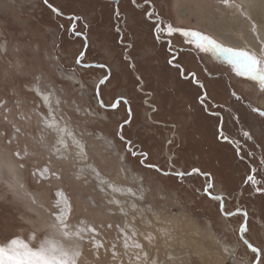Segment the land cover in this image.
<instances>
[{"label":"rangeland","instance_id":"1","mask_svg":"<svg viewBox=\"0 0 264 264\" xmlns=\"http://www.w3.org/2000/svg\"><path fill=\"white\" fill-rule=\"evenodd\" d=\"M135 1L144 5L49 0L64 13L57 17L43 0H0V244L13 236L33 246L46 237L62 242L50 227L60 201L70 225L84 229L79 264H252L255 254L242 237L264 251V192L244 181L253 168L264 178L258 163L264 154V117L253 111H264L259 103L264 91L237 77L222 59L186 45L179 34L172 44L182 49L180 63L205 88L190 83L191 77L180 79L167 63V45L154 34L156 17L149 19L145 11L232 47L212 34L231 39L214 0ZM70 14L82 18L75 28L86 39L67 31ZM81 52L84 63L106 67L75 65ZM105 76L101 98L105 105L119 99L115 109L101 108L95 96ZM204 91L219 116L203 110L197 97ZM38 93L50 95V109ZM57 122L86 146V158H78L75 149L57 150L59 137L48 127ZM120 125L124 141L148 154L146 163L164 172L210 173L209 191L226 197L225 211H241L222 215L219 202L204 194L205 176L181 179L142 166L143 157H133L117 135ZM221 126L231 140L240 141L245 159L218 138ZM243 131L251 140L244 141ZM243 211L247 231L241 234ZM88 227L96 231L89 233Z\"/></svg>","mask_w":264,"mask_h":264},{"label":"snow or ice","instance_id":"2","mask_svg":"<svg viewBox=\"0 0 264 264\" xmlns=\"http://www.w3.org/2000/svg\"><path fill=\"white\" fill-rule=\"evenodd\" d=\"M135 3V0H133ZM44 5L50 10L52 14L57 17L64 16L62 10L49 2V0H43ZM145 4L150 3V0H144ZM219 3L223 6L227 7L231 3V0H219ZM117 17L120 16V13L117 11L115 13ZM145 15L152 19L154 16L156 20L154 21V34L157 42L166 43L168 52L170 53V58L167 60V63L174 67L180 79H190V83L197 85L200 89H204V84L195 78V73H187L180 63V56L182 54V49L173 47L172 37L176 34H179L180 37L183 38V41L186 45L194 46L196 50L200 53H211L212 56L217 59H222L227 65L231 67L232 72L237 77L246 78L249 81L256 82L258 84L259 89L264 91V55H257L250 51L224 46L221 43H218L216 39L212 38L209 35L203 34L198 30L193 29H185L180 27H174L172 24H164L161 19H159L158 13L145 11ZM71 22V26L67 29L68 32L75 36L81 35L80 32L76 31L75 23L82 18L76 15H68L65 17ZM87 27V25H85ZM62 30L64 29L63 25L59 26ZM119 31V29H117ZM84 53L81 52L80 55L75 59V65L81 68H104L105 65H92L84 63ZM108 80V77L105 76L99 81V84L95 91V96L97 98V102L101 108L111 107L112 109L117 108L120 100L117 99L115 103L111 105H105L101 98V90L100 86L104 85ZM40 96V100L43 105L51 108L50 104V95H45L38 93ZM235 96V93H232ZM200 104L203 107V110L208 112L211 116H219L217 111L213 110V106L208 105L209 97L207 92H202L198 97ZM236 99H240V97H236ZM126 103V101H125ZM254 112H259V115L264 117V111H260L259 109H253ZM129 111V115H130ZM49 118L55 119L54 113L51 111L48 113ZM234 119L238 120L239 117H234ZM222 120V117H221ZM130 121H125L127 124ZM49 128H55L56 134L58 135V149H63L65 152H70L72 149H75V154L78 158L84 159L87 156L86 146L82 144L80 141L75 139L74 133L67 127L61 126L58 122L55 124H49ZM19 131V129H17ZM225 129L223 126L220 127L218 132V138L224 141H230V137L224 134ZM119 138L124 141L123 136V125H120V131L117 133ZM242 137L244 141L247 142L251 140V134L249 131H243ZM127 151H129L133 157L139 155L143 157L140 160V164L144 167L155 169L157 172H160L163 175H176L177 177L183 179L185 176H190L193 174H198L205 176L208 178V183L205 185L203 191L206 196H209L212 200L219 202V210L222 215L225 217H230L232 215L237 214V212H227L225 211L224 202L226 197L221 195H212L209 191L213 188V183L211 182V174L201 172L199 169H192L191 173L185 172H164L162 169L158 168L156 165L146 163L148 154L146 152L137 153L131 147V141H124ZM236 145L240 144L239 140L230 141ZM16 155H19L18 153ZM237 155H240V152L237 151ZM249 157H252L255 160V155L253 152L247 153ZM67 158V157H65ZM243 159V157H241ZM260 170L264 171V154H262L260 160L258 161ZM23 164H20L19 167L23 168ZM254 174L247 175L244 183L246 185L253 186L256 192H264V188L259 187V185L264 184V178H258L259 173L255 168L252 169ZM58 196H62V193H57ZM34 203V201H33ZM64 206L67 208V211L71 212V205L67 201V197H64L63 200ZM56 211H53L50 215L52 217V224L50 227L54 229L55 234L59 237L60 241L57 242L56 239L46 237L41 240L38 246H33L30 242H27L25 239L13 236L9 238L6 242L0 244V264H79V257L81 253L77 250L78 245L81 240H83V231L84 229L74 228L69 223L68 215H65V211L61 208V202L58 201L55 205ZM245 216V223L240 227V233L244 234L247 231V213H243ZM96 230L92 227L87 228V232L94 233ZM32 240H35V236L31 237ZM243 243L250 249L251 253L255 254L254 260L252 264H264V251H262L258 247H254L247 240H243ZM96 247H102V245H96ZM115 247V245H113ZM125 248H128L129 245L127 242L124 244ZM134 247L139 249L141 247L140 244H134ZM115 255V253H113ZM139 259V256H137Z\"/></svg>","mask_w":264,"mask_h":264},{"label":"bare ground","instance_id":"3","mask_svg":"<svg viewBox=\"0 0 264 264\" xmlns=\"http://www.w3.org/2000/svg\"><path fill=\"white\" fill-rule=\"evenodd\" d=\"M214 3L212 5L216 6L217 15L225 23V26H221L231 39H224L211 31L212 34L234 48L247 50L257 55H264V0H231L227 7L220 4L219 0H214ZM138 4L141 5V3ZM205 13L208 12L204 8L203 14L207 15ZM217 23L219 22L217 21ZM210 28L217 29L218 27L210 25ZM259 103L264 107V98ZM243 238L248 240L246 237Z\"/></svg>","mask_w":264,"mask_h":264},{"label":"flooded vegetation","instance_id":"4","mask_svg":"<svg viewBox=\"0 0 264 264\" xmlns=\"http://www.w3.org/2000/svg\"><path fill=\"white\" fill-rule=\"evenodd\" d=\"M118 1H119V0H118ZM112 3H113V5H116L118 2L115 3V2L112 1ZM143 5H144V4H143ZM70 15H75V14H70ZM76 23H77V22H76ZM76 23H75V24H76ZM80 37H83V39H86V37H85V35H84L83 33H81ZM101 79H102V78H100V80H101ZM100 80H99V81H100ZM230 141H233V140L230 139ZM230 141H229V142H230ZM230 143H231V142H230ZM231 145L234 146V148H236V150H239L240 152L242 151L241 148H239L238 145H236V144H234V143H231ZM240 147H241V146H240ZM240 157H243V159H245L244 156H243V153H242V152H241ZM241 159H242V158H241ZM261 193H262V192H261Z\"/></svg>","mask_w":264,"mask_h":264},{"label":"water","instance_id":"5","mask_svg":"<svg viewBox=\"0 0 264 264\" xmlns=\"http://www.w3.org/2000/svg\"><path fill=\"white\" fill-rule=\"evenodd\" d=\"M113 2H115V3H117V1L118 0H112ZM132 2H133V0H132ZM133 4L135 5V6H137V7H141V6H143V3H141V5L140 4H138V3H134L133 2ZM98 84H99V81H98V83L96 84V88H97V86H98ZM124 101H125V99L124 98H122ZM243 213H245V211H243ZM245 223V216H244V222H243V224ZM242 239L244 240V238L242 237Z\"/></svg>","mask_w":264,"mask_h":264}]
</instances>
